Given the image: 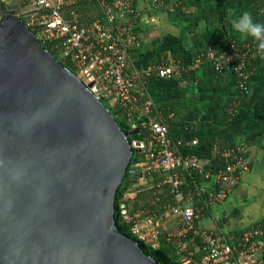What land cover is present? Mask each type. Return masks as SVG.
<instances>
[{
    "label": "water",
    "instance_id": "obj_1",
    "mask_svg": "<svg viewBox=\"0 0 264 264\" xmlns=\"http://www.w3.org/2000/svg\"><path fill=\"white\" fill-rule=\"evenodd\" d=\"M27 13L0 14V264H160L115 218L146 135L121 127Z\"/></svg>",
    "mask_w": 264,
    "mask_h": 264
},
{
    "label": "trees",
    "instance_id": "obj_2",
    "mask_svg": "<svg viewBox=\"0 0 264 264\" xmlns=\"http://www.w3.org/2000/svg\"><path fill=\"white\" fill-rule=\"evenodd\" d=\"M16 1L20 2L21 7L26 5L25 0ZM148 1H150L151 4L150 10L156 14L162 11H167L171 7L184 12L186 20L188 21L187 27L191 31L198 32L202 30L207 21L212 23L205 27L209 31L223 29L226 38L224 43L220 46V51L224 49H227L230 52L232 50L234 51L235 47L233 45H236L240 50L247 49L248 46H251L250 50L256 51V45L252 39L237 34L232 28L231 21L233 18L247 11L252 13L254 20L264 23V0H217L216 3L204 7L200 14L192 13L191 10H193V7L189 5V0H175V2L172 0ZM138 2L139 0H134L136 9ZM236 2L243 4L241 7H238L235 5ZM75 7L79 11V21L81 24H88L98 17H103L105 14L101 0H80ZM141 18V14L134 15L131 12H126L125 19L122 20V23L127 25L130 24L135 33L137 32L136 26L139 21H141ZM25 21H27L26 17ZM31 28L35 33L37 32L35 27L31 26ZM43 44L61 59L65 65L78 73V69L73 63L68 58L63 57L59 50L53 47L51 42H43ZM142 50V43L130 44L128 64L132 58L138 57ZM196 54L197 52L195 55ZM160 56L161 54L158 58L149 63L158 65L161 62ZM166 56L169 58V61L167 60L169 63H176V59L180 58V54L178 53H169ZM237 60V58H234V60L231 61V64ZM263 60L264 59H262L257 52L254 56L249 55L245 65V69L249 72V80L246 82L245 87L240 88V101L247 99L251 85L250 78L259 71V66ZM176 64L180 66V72H186L181 62H177ZM128 69L131 70L132 68L129 66ZM222 71L223 75H226L227 77L234 76L239 80V75L235 72L232 66H225ZM142 72L140 78L143 79L145 84L150 83L155 76H158L155 68L149 73ZM140 78L138 77L137 81L140 80ZM135 92L137 93L140 102L146 101L143 97V92L138 90L137 83ZM103 101L105 105L110 108L122 128L131 127L128 107H123L118 102H114L109 96H105ZM150 113L151 115H156L159 119L167 123L169 126V134L175 144L178 139H180L179 136L174 134L175 118H166L167 111L163 112V115L159 114V111H157L153 105ZM235 115V106L229 105L217 112L215 119L217 121L225 122L234 118ZM262 115L264 117V111L262 112ZM133 116V119L141 128V132L148 136L150 130L145 126V123L148 121L150 115L137 111L134 112ZM215 144L217 146L214 149V153L210 160L202 164L204 172H201L198 167L183 166L175 171L182 180L180 188L183 190L184 200L186 199L188 203L193 204L198 209L199 217L202 214L207 215L211 213V210L217 206V204L223 206V202L227 200L230 192L239 186V183L244 179L245 174L247 173L243 170L244 168L238 167L228 179L216 176V173L225 169L230 162H233V160L235 161L238 157L226 154V151L235 145H226L221 140V136H217L213 139V147ZM236 149L235 151H237L239 155L244 156L247 160L246 165L250 166L251 162L248 160L249 155L247 152L244 149ZM154 159L155 157L151 156L150 151L146 150L144 147L140 149L133 146V156L129 164V169L137 170L138 175L136 181L129 180L128 175H126L123 184L117 189L115 200L116 223L121 231L135 238L142 248L148 254L152 255L160 264H192L194 261L200 260L203 254V251L201 250V238L194 232V229L202 230L207 228H197L198 225H196L195 222L198 220V217H196L194 227L184 231V228L187 226L184 217L182 214L175 213L171 210V207L177 203V200L174 186L169 180L170 172L164 171L159 166L153 167ZM206 172L211 174L207 176ZM211 178H214L216 181L214 192L206 186V181ZM222 189L227 191L224 200H215L212 194H215ZM130 192L135 193L131 195L129 194ZM226 210L218 217L217 226L214 231L212 230L218 239L228 242H236L242 237L245 230L253 226L259 225L264 229V219H262L257 220L248 226L230 230L228 234H224L222 232L223 226L227 224L231 216L237 213L240 208L238 206H232L231 211L227 212V215ZM148 216H153L154 219L159 222V236L154 242H148L132 231V225L136 223V221L142 220ZM259 237L264 244V232ZM187 259H190V261L185 262Z\"/></svg>",
    "mask_w": 264,
    "mask_h": 264
},
{
    "label": "crops",
    "instance_id": "obj_3",
    "mask_svg": "<svg viewBox=\"0 0 264 264\" xmlns=\"http://www.w3.org/2000/svg\"><path fill=\"white\" fill-rule=\"evenodd\" d=\"M216 2L188 1L195 14H200L204 7ZM242 4L235 3L238 7ZM150 8V1L139 0L137 9L142 18L134 34L137 37L135 43H142L143 50L129 61V66L140 71V78L142 70L160 54L161 61H169L166 56L169 53L180 54L176 61L182 63L186 72H175L168 77L158 75L146 84L142 78L137 81L138 90L159 114L167 111L166 118H175L174 134L180 138L175 143L176 150L183 155H195L204 164L210 160L217 146L213 147V139L221 136L226 145H235L233 149H244L251 162L250 166L243 167L247 172L244 179L230 192L223 206L217 204L211 213L198 216V220L194 221L197 228L214 231L218 217L226 209L227 215L232 206H238L240 210L223 226L224 234L264 219V60L259 71L250 78L247 99L240 101L239 80L223 75L212 59L202 55L209 46L220 48L226 38L223 29L209 31L205 27L212 23L207 21L202 30L191 31L184 12L171 7L156 14ZM199 55L203 58L197 64ZM229 105L235 106V117L225 122L217 121L216 113ZM156 166L153 163V167ZM206 186L214 192L215 179L206 181ZM134 193L131 192V195Z\"/></svg>",
    "mask_w": 264,
    "mask_h": 264
},
{
    "label": "built area",
    "instance_id": "obj_4",
    "mask_svg": "<svg viewBox=\"0 0 264 264\" xmlns=\"http://www.w3.org/2000/svg\"><path fill=\"white\" fill-rule=\"evenodd\" d=\"M25 1L26 5L21 7V13L29 12L24 15L27 19L26 23L36 28V35L41 42H51L63 57L73 63L78 69V74L86 82L95 81V90L99 94L109 96L114 102L128 107L130 128L139 127L133 119L134 112L150 115L145 123L150 134L145 137L143 147L155 157L153 163L164 171L170 172L169 180L174 186L177 200L171 210L184 217L187 223L184 231L193 228L199 212L193 204L184 200V193L180 188L182 180L175 171L182 166L198 167L201 172H204V168L197 156L183 155L176 150L167 123L156 115H151V102H140L135 92L140 71L128 69V58L129 45L135 43L137 37L130 24L122 23L126 12L139 14L134 0H101L105 10L104 16L88 24H81L79 21V11L75 5L80 0ZM233 46L235 50L231 52L227 49L220 51V48L209 46L202 55L212 59L215 67L220 71L225 66H232L239 75L240 86L245 87L249 80V72L245 69V65L249 55L254 56L256 51L250 50L251 46L244 50H240L236 45ZM202 55L197 57V64L202 62ZM234 58L238 60L231 64ZM154 68L161 77H168L181 71L178 64L165 60L158 65L150 64L142 71L149 73ZM226 154L238 159L216 173V176L223 179H228L238 167L247 166L245 157L239 155L235 149L227 150ZM210 174L206 172L207 176ZM226 194L227 191L222 189L213 193L212 196L215 200L223 201ZM132 231L140 238L154 242L159 236V222L153 216H148L136 221L132 225ZM194 232L201 238L203 254L200 260L192 264H264V244L259 237L264 229L259 225L245 230L236 242L220 240L212 230L194 229ZM189 261L190 259H187L185 262Z\"/></svg>",
    "mask_w": 264,
    "mask_h": 264
},
{
    "label": "clouds",
    "instance_id": "obj_5",
    "mask_svg": "<svg viewBox=\"0 0 264 264\" xmlns=\"http://www.w3.org/2000/svg\"><path fill=\"white\" fill-rule=\"evenodd\" d=\"M231 25L237 34L252 39L257 54L264 59V23L254 20L252 13L245 11L233 18Z\"/></svg>",
    "mask_w": 264,
    "mask_h": 264
},
{
    "label": "flooded vegetation",
    "instance_id": "obj_6",
    "mask_svg": "<svg viewBox=\"0 0 264 264\" xmlns=\"http://www.w3.org/2000/svg\"><path fill=\"white\" fill-rule=\"evenodd\" d=\"M2 2L6 3V6L2 5ZM15 12L16 14L21 13V5L20 2L16 0H0V14L4 16L7 13ZM25 20V16H23ZM26 22V21H25Z\"/></svg>",
    "mask_w": 264,
    "mask_h": 264
},
{
    "label": "rangeland",
    "instance_id": "obj_7",
    "mask_svg": "<svg viewBox=\"0 0 264 264\" xmlns=\"http://www.w3.org/2000/svg\"><path fill=\"white\" fill-rule=\"evenodd\" d=\"M129 194H131V192H130ZM248 200H249V199H248Z\"/></svg>",
    "mask_w": 264,
    "mask_h": 264
}]
</instances>
